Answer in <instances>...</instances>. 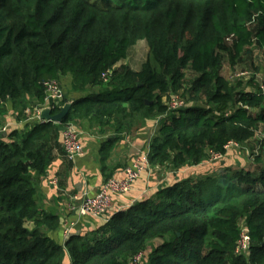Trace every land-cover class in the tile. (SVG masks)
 Segmentation results:
<instances>
[{
    "label": "trees",
    "instance_id": "16d2710c",
    "mask_svg": "<svg viewBox=\"0 0 264 264\" xmlns=\"http://www.w3.org/2000/svg\"><path fill=\"white\" fill-rule=\"evenodd\" d=\"M163 2L0 0V101L26 107L28 97L42 102L45 82L71 76L72 91L86 95L72 100L62 126L78 119L107 125L134 114L164 117L149 146L154 168L197 165L207 150L224 152L230 141L250 140L264 124V94L236 91L220 72L226 56L234 63L255 42L264 49V0L210 1L196 17L179 15L175 7L163 12L165 20L158 18ZM120 13L122 21L111 19ZM130 15L149 18L138 38L147 41L156 67L148 61L123 77L118 65L137 39L122 32ZM250 22L254 32L246 27ZM187 70L197 76L194 91L205 89L208 105L235 110L219 115L195 103L170 110L165 98L183 88ZM59 127L42 122L0 135V264H63L66 256L71 264H129L148 242L167 236L148 264H264V170L169 183L114 212L96 230L56 242L52 234L63 223L40 209L33 173L45 175L57 154H65L52 143L62 136ZM117 142H103V163ZM242 221L250 236L246 255L236 254Z\"/></svg>",
    "mask_w": 264,
    "mask_h": 264
},
{
    "label": "rangeland",
    "instance_id": "374dc122",
    "mask_svg": "<svg viewBox=\"0 0 264 264\" xmlns=\"http://www.w3.org/2000/svg\"><path fill=\"white\" fill-rule=\"evenodd\" d=\"M28 1V5L33 4V0H26ZM36 1V0H35ZM92 1V0H91ZM95 1V0H93ZM163 4L161 6V13L159 14L158 18L160 17L162 20H165L164 13H170L172 9H177L179 15L187 16L189 13H192L194 17L195 14L199 13L202 14L205 11V7L207 2L214 4V6H218L220 0H202V2H197L196 0H163ZM181 9V10H180ZM167 10H170L166 12ZM164 12V13H163ZM115 21H122L125 18L123 13L115 14L111 16V19ZM127 21V29H122V32L126 33V30L129 33H133L137 36V39L133 46L130 49L129 56L126 60L122 61L118 68L120 69L119 73L125 77L126 71L131 70L133 72L140 71L148 61L156 67V64L153 60V57L150 55L149 47L146 40L138 38L141 34L145 33L144 30L149 25V18L143 15H130ZM246 27L251 30L255 31V23L250 22L246 24ZM227 44L231 47L233 44L227 41ZM248 72L249 76L244 79L236 78V75L240 73ZM221 75L226 78L229 82L230 86L235 89L236 91H259L260 85L264 84V49L260 48L257 43L255 42L253 45L246 48L244 53L234 62L230 61V57L226 56L224 65L221 69ZM185 79L183 81V88L178 92L171 91L169 97L165 98L166 103H169L171 97H180L182 100L186 101V103H195L199 106L203 107H210L214 113L223 115L225 113H229L232 110H235V105H229L223 111H219L216 106L208 105L206 102V94L204 88H198V90L194 91L196 86L195 79L197 76L191 71L187 70L185 73ZM110 79V78H109ZM64 87H66V101L61 106L64 107L66 105L71 104L72 100L77 96L79 93H74L73 91L67 88L66 81L63 79L60 81ZM28 101V100H27ZM26 104H10V100L0 101V115L1 112L6 113V118L8 113H17L20 109H25ZM60 108V109H61ZM59 109V111H60ZM56 112V114L59 113ZM19 113V112H18ZM140 117L143 119L147 118L151 120L145 126H140L136 124L137 120H140ZM5 117L0 118V126H3L8 123ZM112 120L116 121L117 129L118 127L128 126V129L132 130L133 132L140 131L141 129L147 131L146 139L142 145V149L140 150L141 154L146 153L149 150L150 143L153 139V136L156 134L158 128L161 124L165 121L164 117L162 116H150V115H128L125 118L118 119H110L109 123ZM145 121V120H144ZM147 121V120H146ZM131 123V124H130ZM150 125V126H149ZM138 128L134 131V129ZM53 145L59 144L61 150L63 151L62 147V136L58 142L52 141ZM239 143V142H238ZM240 147L233 149L229 152L223 160L219 162H211L208 155V150L205 152L202 161L197 164L188 163L177 170L171 162L164 164L161 167L153 168L155 174H157L156 183L160 184L161 186H165L166 182L169 181L171 184L177 181H191V182H198L201 180H205L208 177H213L217 180H221V177L226 173L227 170L230 171H251L252 173L258 175L260 171L264 170V124H260L258 126L256 135L248 141H244L239 143ZM61 151V152H62ZM63 160L65 154H57ZM177 171L176 174L173 172ZM153 172V171H152ZM172 173L175 175L173 176ZM33 175L37 176L35 173ZM58 176V175H57ZM61 176V175H59ZM58 176V177H59ZM37 178V177H36ZM58 184L62 182L60 177L57 179ZM176 180V181H175ZM158 187V186H157ZM242 226L245 227V222L242 221ZM30 226V225H29ZM169 240V237H162L160 239H155L147 243L145 250L148 253V259L146 264H148L149 255L155 249V247L164 241Z\"/></svg>",
    "mask_w": 264,
    "mask_h": 264
},
{
    "label": "crops",
    "instance_id": "0c3cea01",
    "mask_svg": "<svg viewBox=\"0 0 264 264\" xmlns=\"http://www.w3.org/2000/svg\"><path fill=\"white\" fill-rule=\"evenodd\" d=\"M63 79L66 81L67 88L72 91V77H61L60 81ZM85 95L86 93H79L74 99L84 97ZM27 100L30 105L25 109H20L18 111L19 113H10L9 111L7 118V114L1 112L0 118L5 117L10 122L16 117H21L22 113L31 106V102L33 101L29 97ZM10 104L12 105L14 103L10 101ZM2 108L0 107V109ZM75 122L82 134L81 142L85 149V155L73 161H70L68 158H63L62 160L57 156L56 161L50 166L45 175L35 176L36 198L40 209L59 215L63 224L69 216L66 211L69 197L83 192H89L93 195L99 191L100 187L108 179H122L126 168L141 154L140 150L147 137V131L141 129L140 131L133 132L125 125L121 131H118L115 120H112L107 125L97 123L91 119H78ZM149 122L151 120L140 117V120H137L136 124L140 123V126L143 128ZM137 129H134V131ZM112 138H118V142L110 158L103 163L100 156L101 145L103 142ZM154 170L143 175L141 180L136 183L132 193L127 197L115 200L113 213L122 210L130 202L139 201L141 198L155 195L156 189L161 187V185L156 183L157 174H155ZM57 175H61L59 177L62 182L54 186L51 184V181L58 179L59 177ZM169 183L171 182L167 181L166 185ZM104 223L100 219H85L76 226L75 234L84 235L90 233ZM62 230L63 225L62 229L52 234V237L56 242L63 245ZM63 264H71L69 256H66Z\"/></svg>",
    "mask_w": 264,
    "mask_h": 264
},
{
    "label": "built area",
    "instance_id": "2783aa9c",
    "mask_svg": "<svg viewBox=\"0 0 264 264\" xmlns=\"http://www.w3.org/2000/svg\"><path fill=\"white\" fill-rule=\"evenodd\" d=\"M234 36L227 39L228 42L233 41ZM249 76L248 72L236 75V78L244 79ZM110 75L105 73L103 79L108 82ZM259 90L264 94V84L260 85ZM66 101V89L60 80H49L44 83V99L42 102L32 101L31 106L27 108L21 115L16 117L7 124L0 126V135L7 136L10 132L17 130L20 132H27L35 124L42 123V112L49 109L53 114L59 111L61 106ZM170 110H179L186 106V101L180 97H172L168 103ZM55 111V113H54ZM62 132V147L65 155L70 161L83 157L85 149L81 142V132L75 121H71L63 126ZM240 147L239 143L230 141L224 146V152L209 151V159L211 162H219L231 152L233 149ZM154 167L151 166L149 160V150L146 153L140 154L136 157L130 166L125 170L122 179L110 178L108 179L95 194L89 192L77 193L69 197L66 205V211L69 215L63 224L62 236L64 243L76 232V226L83 220L92 218L100 219L105 223L108 222L113 214L114 202L117 199L127 197L132 191L138 181L143 175L150 173ZM174 174L177 171L173 172ZM172 173L173 176H175ZM54 186L58 185V180L51 181ZM137 201L130 202L122 208L127 209ZM250 251V236L248 229L243 227L240 240L238 241L236 254L246 255ZM148 259L147 251H141L134 255L129 264H146Z\"/></svg>",
    "mask_w": 264,
    "mask_h": 264
},
{
    "label": "water",
    "instance_id": "95a60500",
    "mask_svg": "<svg viewBox=\"0 0 264 264\" xmlns=\"http://www.w3.org/2000/svg\"><path fill=\"white\" fill-rule=\"evenodd\" d=\"M71 108H72V103L62 107L58 114H53L51 110L45 109L42 112V119L44 120V122H53L56 125H59L60 126L59 130L62 133L64 131L62 125L64 124V121L68 117Z\"/></svg>",
    "mask_w": 264,
    "mask_h": 264
}]
</instances>
